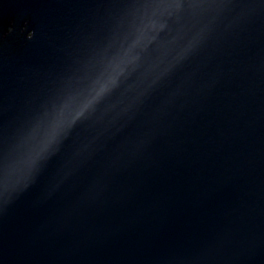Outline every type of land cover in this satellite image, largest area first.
<instances>
[{
	"label": "water",
	"instance_id": "water-1",
	"mask_svg": "<svg viewBox=\"0 0 264 264\" xmlns=\"http://www.w3.org/2000/svg\"><path fill=\"white\" fill-rule=\"evenodd\" d=\"M0 264H264V0H0Z\"/></svg>",
	"mask_w": 264,
	"mask_h": 264
},
{
	"label": "snow or ice",
	"instance_id": "snow-or-ice-1",
	"mask_svg": "<svg viewBox=\"0 0 264 264\" xmlns=\"http://www.w3.org/2000/svg\"><path fill=\"white\" fill-rule=\"evenodd\" d=\"M9 31H11V29H9Z\"/></svg>",
	"mask_w": 264,
	"mask_h": 264
}]
</instances>
